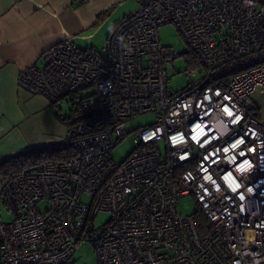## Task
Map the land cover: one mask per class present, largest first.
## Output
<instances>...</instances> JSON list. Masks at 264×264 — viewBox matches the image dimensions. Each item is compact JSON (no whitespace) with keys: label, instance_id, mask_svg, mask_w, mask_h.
<instances>
[{"label":"built area","instance_id":"2783aa9c","mask_svg":"<svg viewBox=\"0 0 264 264\" xmlns=\"http://www.w3.org/2000/svg\"><path fill=\"white\" fill-rule=\"evenodd\" d=\"M164 24L188 50L161 43ZM185 53L204 74L175 92L166 66ZM17 85L49 103L73 96L61 140L73 154L4 182L0 264H69L82 241L94 242L96 264H264L257 0H143L100 51L56 42L20 70ZM149 113L156 122L137 128L135 148L116 162L126 121ZM183 196L207 218L205 232L194 212L180 213ZM100 212L109 218L96 226Z\"/></svg>","mask_w":264,"mask_h":264},{"label":"crops","instance_id":"0c3cea01","mask_svg":"<svg viewBox=\"0 0 264 264\" xmlns=\"http://www.w3.org/2000/svg\"><path fill=\"white\" fill-rule=\"evenodd\" d=\"M142 2L0 0V161L61 143L67 126L45 98L19 89L20 70L39 63L48 46L65 39L88 38V48L101 50L113 26ZM257 5L264 6V0H257ZM96 32L103 34L99 42L93 39ZM252 100L258 119L264 122V88ZM30 110H35L33 115Z\"/></svg>","mask_w":264,"mask_h":264},{"label":"rangeland","instance_id":"374dc122","mask_svg":"<svg viewBox=\"0 0 264 264\" xmlns=\"http://www.w3.org/2000/svg\"><path fill=\"white\" fill-rule=\"evenodd\" d=\"M102 32H96L94 40L101 39ZM158 35L163 45L172 46L176 50H188L187 46L176 28L172 24H164L158 28ZM73 42L80 47L90 46L88 38L84 40H73ZM96 50L100 51L98 47ZM193 57L188 54H182L166 66L168 76V87L175 92H179L187 84L196 81L203 74L204 71L201 66L195 65ZM196 69L190 73L186 71ZM32 96V95H31ZM72 95H68L56 103H51L53 109L61 114L66 115L70 112ZM41 98V97H40ZM35 110H30V115L34 114ZM157 117L155 114H143L131 118L126 121L125 125L128 133L122 137L112 149V156L118 163L122 162L135 148L133 141L135 130L139 127L151 125L156 122ZM163 152V149H162ZM18 158L15 156L10 157L5 161H0V195L4 182L10 178L18 170ZM46 205L41 204L40 208H44ZM197 209V205L190 196H183L179 199V211L181 214H192ZM12 213L9 212L4 205H2L1 218L4 221L11 219ZM109 218V214L106 212H100L95 216L94 223L96 226L103 224ZM69 264H96L95 245L93 241H82L77 244V248L72 256Z\"/></svg>","mask_w":264,"mask_h":264},{"label":"trees","instance_id":"16d2710c","mask_svg":"<svg viewBox=\"0 0 264 264\" xmlns=\"http://www.w3.org/2000/svg\"><path fill=\"white\" fill-rule=\"evenodd\" d=\"M193 60L195 61L194 58ZM55 113L66 125H68V116L61 115L56 111ZM72 154V150L68 147H65L62 143H56L43 148L25 151L23 153L15 155V157L18 158L19 167L16 173H14L12 176L20 173L26 168L41 164L43 162L67 159L71 157ZM194 216L200 231L202 233L205 232V229L208 227L209 224L207 218L200 212L199 208L194 211Z\"/></svg>","mask_w":264,"mask_h":264}]
</instances>
